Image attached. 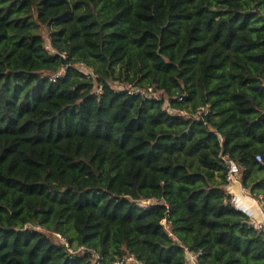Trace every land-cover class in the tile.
Listing matches in <instances>:
<instances>
[{"label": "trees", "instance_id": "obj_1", "mask_svg": "<svg viewBox=\"0 0 264 264\" xmlns=\"http://www.w3.org/2000/svg\"><path fill=\"white\" fill-rule=\"evenodd\" d=\"M223 155L264 202V0H0V264H264Z\"/></svg>", "mask_w": 264, "mask_h": 264}, {"label": "built area", "instance_id": "obj_2", "mask_svg": "<svg viewBox=\"0 0 264 264\" xmlns=\"http://www.w3.org/2000/svg\"><path fill=\"white\" fill-rule=\"evenodd\" d=\"M78 69L85 75L95 76L93 70L87 67L84 63H80L78 65ZM62 73H58L52 77V81H56L57 78L61 77ZM113 87V86H112ZM119 88L115 90H123L126 91L130 95L141 96L144 100H158L164 101L163 94L157 90L154 86L149 87H135L131 85H119ZM114 89V88H113ZM102 91L101 87H97V93ZM180 101L182 98L179 99ZM164 109H170L169 103L165 100V104L163 106ZM171 112H174L170 109ZM182 115H188L184 111H176ZM208 106L199 108L196 113L193 115L196 119H202L203 115L207 114ZM258 162H261L262 159L258 155L256 156ZM221 165L225 171V179L227 183L226 188H231L236 184H242V174L244 169L234 160H232L228 155L221 156ZM229 194V193H228ZM231 203L235 207L236 210L244 213L249 217L251 223L255 230L261 231L264 233V202L255 198L253 195L249 193V191L243 187L242 191L238 193H230ZM145 207L150 204V201H144L142 203ZM55 237L59 240V243H62L69 253L74 254H83L88 252V250L84 246H80L76 249L70 247V245L66 242V240L60 235L56 234ZM94 258L97 260L99 256L95 253ZM199 253L195 252H187V264H200L198 261ZM114 264H144L143 262L137 260L133 255H129L117 260Z\"/></svg>", "mask_w": 264, "mask_h": 264}, {"label": "crops", "instance_id": "obj_3", "mask_svg": "<svg viewBox=\"0 0 264 264\" xmlns=\"http://www.w3.org/2000/svg\"><path fill=\"white\" fill-rule=\"evenodd\" d=\"M227 193H238L242 191V184H236L232 186L231 188H226Z\"/></svg>", "mask_w": 264, "mask_h": 264}, {"label": "rangeland", "instance_id": "obj_4", "mask_svg": "<svg viewBox=\"0 0 264 264\" xmlns=\"http://www.w3.org/2000/svg\"><path fill=\"white\" fill-rule=\"evenodd\" d=\"M44 38L46 40L45 42H46L47 48L50 49V44H49V40H48V37H47V34L46 33H44ZM112 86H113L114 89L119 88V87H117L118 86L117 84H113ZM53 240L55 242H58V243L60 242L59 240H57V238L55 236H53Z\"/></svg>", "mask_w": 264, "mask_h": 264}]
</instances>
